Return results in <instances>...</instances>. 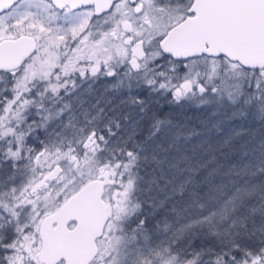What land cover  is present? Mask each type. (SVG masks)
<instances>
[{
  "label": "snow or ice",
  "instance_id": "6c2138e0",
  "mask_svg": "<svg viewBox=\"0 0 264 264\" xmlns=\"http://www.w3.org/2000/svg\"><path fill=\"white\" fill-rule=\"evenodd\" d=\"M0 264H264V0H0Z\"/></svg>",
  "mask_w": 264,
  "mask_h": 264
}]
</instances>
